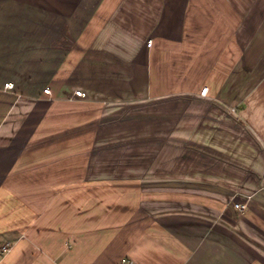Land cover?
Here are the masks:
<instances>
[{
  "label": "crops",
  "instance_id": "obj_1",
  "mask_svg": "<svg viewBox=\"0 0 264 264\" xmlns=\"http://www.w3.org/2000/svg\"><path fill=\"white\" fill-rule=\"evenodd\" d=\"M0 264H264V0H0Z\"/></svg>",
  "mask_w": 264,
  "mask_h": 264
},
{
  "label": "built area",
  "instance_id": "obj_2",
  "mask_svg": "<svg viewBox=\"0 0 264 264\" xmlns=\"http://www.w3.org/2000/svg\"><path fill=\"white\" fill-rule=\"evenodd\" d=\"M151 44H152V42H150V45ZM6 87L12 88L13 85L11 83H8V84H6ZM44 91L46 94L51 95V91L49 89H45ZM207 92H208V89H204L202 91V95H206ZM76 95L78 97H83L84 93L82 91H78V92H76ZM234 207H235V209H237L241 213L247 210V205L243 204V203L242 204H235ZM12 248H13L12 243L7 242V243L3 244L2 248H1L2 254L7 255L11 251ZM125 262H127V261L125 260Z\"/></svg>",
  "mask_w": 264,
  "mask_h": 264
}]
</instances>
